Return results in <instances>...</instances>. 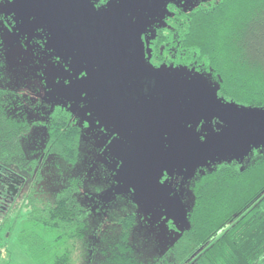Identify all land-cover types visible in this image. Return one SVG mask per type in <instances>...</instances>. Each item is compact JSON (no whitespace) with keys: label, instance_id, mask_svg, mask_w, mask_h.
Returning <instances> with one entry per match:
<instances>
[{"label":"trees","instance_id":"1","mask_svg":"<svg viewBox=\"0 0 264 264\" xmlns=\"http://www.w3.org/2000/svg\"><path fill=\"white\" fill-rule=\"evenodd\" d=\"M167 37L177 49L173 53L177 61L205 70V76L206 69L214 67L210 81L224 89L228 99L240 108L261 109L257 107L264 91L261 0H207L179 17L175 31ZM7 103L5 98L0 109V170L23 177L28 171L32 174L36 164L21 145L22 123L6 116ZM60 125H51V140L60 145L57 142L50 151L69 164L76 158L73 144L78 134ZM193 193L190 228L164 255L148 262L138 258L131 241L136 217L128 215L121 222L120 240L102 250L99 264H223L225 260L264 264V158L250 160L247 171L240 167V160L223 161V167L197 181ZM28 205V222L42 227L51 241L23 230L19 243L36 262L71 264L76 245L89 232L85 209L72 191L49 204L33 197ZM15 222L4 214L0 228L11 227L13 232Z\"/></svg>","mask_w":264,"mask_h":264},{"label":"rangeland","instance_id":"2","mask_svg":"<svg viewBox=\"0 0 264 264\" xmlns=\"http://www.w3.org/2000/svg\"><path fill=\"white\" fill-rule=\"evenodd\" d=\"M36 0H0V17L7 19L9 16L13 18V21H22L17 23L16 28L20 30L22 42L30 41L35 46L36 51L33 56L31 53L26 55L21 49L16 47L12 42L6 38V43L9 44V60L12 64V69L8 73V78L4 82L5 90L16 91L21 95L17 98L21 101H26L20 108L26 109L30 107L29 122L41 121V116L37 111V102L34 95L45 96L48 101L66 100L68 98L84 99L82 93L87 91L88 96L91 93V87L95 86L96 80L100 77L101 68H97L99 60H95L94 65H90L88 61L79 57L77 49L67 43H62L59 40V36L55 32H51L48 26L46 15L39 3H35ZM59 7L64 6L65 0H54ZM128 1H136L143 4L145 0H113L111 8L103 13L97 14L103 23L105 29L109 33L108 36L113 42L114 38L118 37V32H114V25L110 22L115 19L114 13L118 7ZM202 1V0H201ZM163 0L161 7L157 12L147 14L138 17L137 23H132V18L125 20V26L132 30H141L152 22L157 16L161 15L164 11ZM197 0H191V4L188 5V9H192L191 5H196ZM35 18V19H33ZM161 24L158 22L155 29ZM37 27H45L50 33V39L47 44V48H55L56 54L61 55L65 61H72V68L75 70V75L78 76L79 71L84 67H87L90 78L83 81H77L73 79L70 87L64 86L63 81L60 85H56V78L62 76L66 79H72L73 74L65 72L62 66L54 67L48 61V57L45 56L40 50L39 45L42 41H39L41 35L40 32L35 30ZM141 69L145 72H153L146 66V61L143 60L140 63ZM102 67V65H101ZM136 71V68H135ZM139 71V70H137ZM155 72V71H154ZM159 76L170 85L169 86V101L167 107L169 115H167L165 121L160 126V134L162 140V133L167 131L171 135L172 142L174 143L175 151L172 153H164L162 151V145L156 149L151 150L144 157L142 161L136 165H130L125 173H120L117 177L120 181L109 180L111 184V192L116 194V199H101L100 193H95L94 190L99 185L86 184L85 180L89 182L93 177L107 176L112 172V168L115 167L112 164V157L104 155L105 149L100 148L103 143L106 142V138L98 137L95 131V121L91 120L93 129L91 131L83 129L82 143L80 148V156L78 161L79 165L75 168L71 167L64 160L56 157H50L44 163L45 157L43 156L44 148L47 143V126L44 125V120L41 121V125L31 131V135L23 141L26 156L28 159L34 160L36 164L37 173L40 172V181L36 185L38 198L45 204L54 203L58 198L59 192L63 188L73 189V193L79 198V201L86 208V211L90 220V231L85 240L76 245L77 251L73 254L71 264H99L101 253L110 244L120 240L122 220L128 215H134L136 217V224L142 221V226L137 230L133 229L131 236L132 244L136 250V255L143 262L151 261L157 257L164 255L179 239L181 234L190 228V222L188 219V213L190 212L194 203V193L189 182V191L186 196L183 197V203L177 202L175 207L176 212V227L179 231L173 232L170 227H166L162 223V219H157L155 213L157 212V206L159 204L167 205L166 193H155L151 190V187L147 184L143 185L142 189H138L141 195L138 199L141 200V204L136 201H131L132 206L126 197L122 194L124 188L123 184L131 182L132 180H141L151 173L152 166L155 161L159 159H166L172 165L179 169L180 173H183L184 168H191L200 163L202 160L191 158V153L199 146L192 143L186 135L185 121L195 118L201 112L210 109L209 102L203 100L201 107H197L194 100H191V104L181 113L178 117L179 98L178 91L181 87L190 86L198 87L200 90L210 95V99H215L214 91L212 87L203 80H195L191 84L187 71L169 72L165 69L164 72H156ZM42 75L46 77L45 83L48 82L49 89L46 90L41 86V82L37 80V76ZM199 76V75H197ZM205 76V75H204ZM207 77V76H205ZM48 78V81H47ZM190 84L188 85V83ZM211 84H215L209 81ZM51 88L53 90H51ZM71 110L76 112L77 121L79 123L80 115H85L87 111H93L94 117L98 116L102 121L106 122L111 128L115 125L117 130L121 131V134L125 137L122 142H114L116 148L110 150L114 155H118L122 158L127 157V163L130 162V158L136 154V148H133L134 141L129 131H134L139 125H129L128 122H121L120 116L115 109L108 105L91 106L87 109L80 110V108L71 107ZM80 114V115H78ZM85 118L86 115H85ZM229 124L230 128L226 130L225 134L235 128L234 122L230 119L224 118ZM90 123V121H89ZM80 125V124H79ZM217 137H210L212 140ZM219 156L222 161L226 160L229 155L225 152L217 154L214 157ZM91 186L93 191L85 192L86 187ZM107 186V185H105ZM119 190V191H118ZM174 190V189H171ZM75 191V192H74ZM18 209L12 217L17 216L15 227L11 233V239L6 238L4 247L2 249V255L0 260L3 264H38L33 260L26 249L19 243V233L23 230L34 232L44 237L47 241H51V237L43 232L42 227H35L28 222L29 210L23 205H17ZM171 219V217H170Z\"/></svg>","mask_w":264,"mask_h":264},{"label":"flooded vegetation","instance_id":"3","mask_svg":"<svg viewBox=\"0 0 264 264\" xmlns=\"http://www.w3.org/2000/svg\"><path fill=\"white\" fill-rule=\"evenodd\" d=\"M39 1L41 8L47 16L46 19L51 32H55L59 36L60 42L67 43L74 49H77L79 57L86 61L89 59L91 60L89 62L90 65H94L96 62L95 60H99V66L97 68H101V73L98 80H96L95 86L91 87V93L87 97L88 105H108L115 109L114 112H117L120 116L121 122H128L130 123L129 125L140 124L134 131H129L134 141L133 148H136L137 151L136 154L130 158L129 164L136 165L140 163L142 157L151 150L162 145L160 126L163 121H165L167 115H169L167 102L169 101L170 85L156 72L153 71L150 73L141 69L140 63L143 58V51L142 45L139 43L137 37V33L140 29L132 30L125 26L123 34L118 25V18L122 11H124L123 17L127 14L125 9L128 6L137 5L146 7L152 3V0H145L143 4L136 1H128L118 7L114 13L115 19H112L110 22L114 25V32H118V37L114 38L113 42L108 36L109 33L105 29V24L92 10L89 0H65L63 7L57 6L54 0ZM206 1L207 0H202L201 3ZM162 2L163 0L159 1L158 9L153 12L159 10ZM190 10L186 13H190ZM151 13L137 16L135 10L131 11L125 16L124 25L126 19H137L138 17ZM170 29L171 25L168 26V30L164 29L162 25L155 29L156 39L153 42L157 47L153 49V51H159L160 56L165 61L175 60L179 63V61L175 59V55L173 56V43H165V41H168V34L172 32ZM100 36L104 38V43ZM107 47H112L114 50H117V52L111 54ZM188 68L192 69L190 66ZM190 69L181 70L190 72ZM153 81H155L154 87L152 86ZM190 82H192L191 84L194 83L193 80ZM146 88L149 89V91L146 92ZM6 91L9 93L5 111L6 116L11 121L22 123L21 145L23 149V141L28 138L31 135V131L34 128L36 129L38 125H41V121L44 120L43 124L47 126V143L43 151V156L45 157L44 163H46L47 159L50 157L64 160L62 157L50 151L51 147L57 145L58 142H52L51 140V125L54 122H58L61 123V128H68L70 131H74V134H78V141L74 142L73 145L76 154L75 160L79 159L83 129L77 121L76 112L74 110H70L71 117H74V119L70 118L69 113L63 110L53 112V105L56 101L50 102L44 98L45 96L34 95L37 102L36 109L41 116V121L30 123L28 117L31 108L27 107L24 109V112L23 109L20 108L23 103H26V101L23 102L17 98V96L21 94L16 91ZM183 95L188 99V106L191 104V100H194L196 106L201 107L202 101L204 99L206 100L205 95L198 87H181L178 91V117L179 114L186 109L182 105ZM83 100L84 99L75 97L66 99L67 103L75 108H80L79 105ZM207 101L209 102L210 109H213L215 107L214 103L210 100ZM60 107L63 108V104H61ZM253 127H256V132H259V127L256 125H253ZM209 152L213 154L217 152V150L212 147ZM30 160L33 164H37L34 160ZM40 177L41 174L40 172L37 173L36 167L32 174L28 171L23 177L0 170V218H3L5 214L6 217H11L12 220L15 221L17 216L12 217V215L16 213L18 209L17 205L20 203L30 212L28 204L32 201L33 197L38 198L36 185L40 181ZM70 191H72L76 202L85 209L90 231V220L86 208L73 193V189L63 188L58 196L63 192ZM38 200L40 201L39 198Z\"/></svg>","mask_w":264,"mask_h":264},{"label":"snow or ice","instance_id":"4","mask_svg":"<svg viewBox=\"0 0 264 264\" xmlns=\"http://www.w3.org/2000/svg\"><path fill=\"white\" fill-rule=\"evenodd\" d=\"M9 2L11 3L12 0H9ZM112 2L113 0H89L92 10L96 14H103L107 12L112 6ZM212 2H215V0H212ZM200 3L201 0H197L196 5H191V7L196 8L200 5ZM261 3H264V0H261ZM190 4L191 0H165L163 5L164 11L162 14L157 16L152 22H150L146 27L137 33L138 41L142 45L143 60L146 61V66L148 69L155 72H164L165 69H167L169 72H176L189 67V65L185 64L184 61H180L179 63H177L175 60L165 61L160 56L159 51H153V49L157 47L153 41L156 39L155 27L157 23L159 22L166 30H168V26L171 25L172 27L170 31L174 32L178 18L183 16L189 10L187 6ZM17 23H22V21L14 22L11 16H9L7 19L0 17V109L3 107L4 99L9 95L3 85L8 78V73L12 69V64L10 63L8 55L9 44L6 43V38L8 41L12 42L16 47L23 51L25 58L29 53H31L33 56V53L36 51L35 46H33L30 41L22 42L20 30L16 28ZM132 23H137L136 18H133ZM35 30L41 33L39 41L43 42L39 45V50L48 57V61L51 63V65L54 67L62 66L65 72L73 74L72 79H66L62 76L57 77L55 81L56 85H60L61 81H63L64 86L70 87L72 85L73 79H76L77 81H83L90 78L87 67H84L82 70H80L77 76L74 74L75 70L71 66V60L65 61L61 55L56 54L55 48L49 49L46 47L51 33L45 27H37ZM262 42H264V39H262ZM165 43L168 44L171 42L165 41ZM172 50L173 53L177 51L175 46ZM34 58L36 62H39L36 57ZM201 63H203V61ZM204 71L205 70H202L201 68L193 67L190 72H187L190 74V80H203L212 87L216 102V105L213 109L205 110L195 118L185 121L186 135L189 140L196 145H207L209 143L210 137H222L225 135L226 130L230 128V124L224 118H222V113L220 110L232 109L236 103L234 99L227 98L224 89L219 87L218 84H211L209 82L212 73L215 72V68L209 67L206 69L208 72L207 77L204 76ZM197 73L200 75L197 76ZM37 80L41 82L42 87H44L46 90L49 89L48 82L45 83V76L38 75ZM152 86H155V81L152 82ZM51 90L53 89L51 88ZM145 91L147 92L149 89L146 88ZM82 96L84 97V100L79 105L80 110L87 109L89 106L87 101V91H84ZM61 104H63V108L60 107ZM252 107V105H245L236 109L237 111L243 113L246 111H251ZM257 107L264 109V91H262L261 99ZM52 110L53 112H59L61 110L66 111L69 113L70 118L74 119V117H71L70 114L71 105H69L66 100H57L53 105ZM85 115L87 118H85ZM85 115H80V126L91 131L93 129L91 120L94 119L96 126L95 131L98 137L106 138V142L103 143V146H100V148L105 149L104 155L111 156L112 164L115 165V167L112 168V172L108 173L107 176L93 177L90 182L86 179L85 183L99 185V187L95 188L94 195L95 193H100L101 199L108 198L115 200L116 194L111 192V184L108 182L109 180L120 181L117 179L118 175L120 173H125L130 167V164L127 163V157L122 158L118 155H114L113 151L110 150V146H112V149H115L116 144H114V142H122L125 140V137L121 134V131L117 130L115 125H112L110 128L106 122L102 121L101 118L98 116L94 117L93 111H87ZM162 151L164 153H172L175 151L171 135L167 131L162 133ZM238 158L240 160V167L244 171H247L250 160L254 161L264 158V140H246V147L243 152L239 153ZM227 159L228 162L231 163V158L229 157ZM79 163L80 162L78 160L69 161V165L73 168L77 167ZM218 166L223 167L221 157H206L200 163L194 165L191 170H189L188 167H185L183 173H180L179 169L175 168L168 160L159 159L154 162L151 173L148 176L141 180H132L131 182L123 184L124 190L122 194L126 197L129 206L131 207V201H136L138 204H141V200L138 199L141 193L138 192V189H142L143 185L145 184L149 185L151 190L155 193H166L167 205L159 204L156 208L157 212L155 215L157 216V219L163 218L162 223L166 227H170L173 232H176L179 231V229L176 227V223L178 221L176 219L175 207L178 201L183 203V197L186 196L190 190L189 182H191L193 185L192 190L194 191L197 181L200 180V178L206 176L210 171L216 170ZM84 191H93V188L89 186L86 187ZM133 226L139 230V228L142 226V221L134 224ZM11 233V227L0 228V255H2V249L4 247L6 238L9 240L11 239ZM0 264H3L2 260H0ZM38 264H42V262H38ZM223 264H236V262L225 260L223 261Z\"/></svg>","mask_w":264,"mask_h":264},{"label":"water","instance_id":"5","mask_svg":"<svg viewBox=\"0 0 264 264\" xmlns=\"http://www.w3.org/2000/svg\"><path fill=\"white\" fill-rule=\"evenodd\" d=\"M160 0H152V3L146 7H141L137 5H130L125 9L127 16L131 11H136L137 16L143 15L146 13H151L158 9ZM35 3H40L39 0H36ZM51 4V3H50ZM123 12L120 14L118 18V25L121 33L124 34V19ZM101 40L104 38L100 36ZM110 50L111 54H115L117 50H114L112 47H107ZM199 75V74H196ZM201 92L205 95L206 100L211 101V97L206 92ZM214 105H216L215 99L212 98ZM182 105L183 107L187 108L188 106V99L186 96H182ZM240 108L234 105L232 109H221L222 117L226 119H230L235 124V128L232 129L230 132L226 133L222 137H217L212 140H209V143L204 146H199L191 153V158L204 160L206 157H214L217 154L227 153L231 160H239V153L243 152L246 147V140L248 139H257V140H264V109H251V111L246 112H239L237 109ZM253 125L259 127V132H256V127L254 128ZM214 147L216 148L217 152L210 154L209 150ZM228 157V158H229ZM228 161V159L224 160ZM223 162V161H222Z\"/></svg>","mask_w":264,"mask_h":264}]
</instances>
